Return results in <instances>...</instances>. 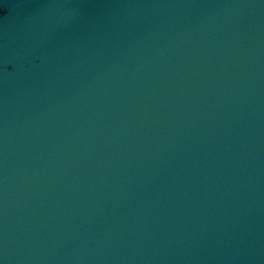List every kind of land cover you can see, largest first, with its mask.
<instances>
[{"label": "water", "instance_id": "obj_1", "mask_svg": "<svg viewBox=\"0 0 264 264\" xmlns=\"http://www.w3.org/2000/svg\"><path fill=\"white\" fill-rule=\"evenodd\" d=\"M0 264H264V0H0Z\"/></svg>", "mask_w": 264, "mask_h": 264}]
</instances>
